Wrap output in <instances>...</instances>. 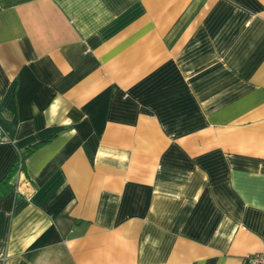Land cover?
Segmentation results:
<instances>
[{
    "label": "crops",
    "instance_id": "obj_1",
    "mask_svg": "<svg viewBox=\"0 0 264 264\" xmlns=\"http://www.w3.org/2000/svg\"><path fill=\"white\" fill-rule=\"evenodd\" d=\"M0 264L264 253V0H0Z\"/></svg>",
    "mask_w": 264,
    "mask_h": 264
},
{
    "label": "trees",
    "instance_id": "obj_2",
    "mask_svg": "<svg viewBox=\"0 0 264 264\" xmlns=\"http://www.w3.org/2000/svg\"><path fill=\"white\" fill-rule=\"evenodd\" d=\"M35 147H37V145H32V146H30V147H28V148H26V149H24L23 151H20V152L18 153V156H17V158H16V160H15L13 166L11 167L10 172L8 173V175H6V177H4V178L2 179L0 185H3V186L6 185L7 182H8V180H9V178L11 177V175H12L13 173H16V172H18V171H23V169H24V160H25V158L27 157V155H28L30 152H32V150H33Z\"/></svg>",
    "mask_w": 264,
    "mask_h": 264
},
{
    "label": "built area",
    "instance_id": "obj_3",
    "mask_svg": "<svg viewBox=\"0 0 264 264\" xmlns=\"http://www.w3.org/2000/svg\"><path fill=\"white\" fill-rule=\"evenodd\" d=\"M20 171L16 172L19 174ZM244 264H264V253H254L243 258Z\"/></svg>",
    "mask_w": 264,
    "mask_h": 264
}]
</instances>
